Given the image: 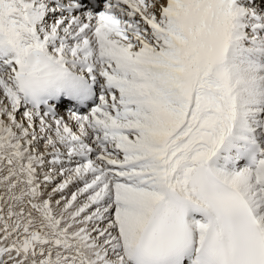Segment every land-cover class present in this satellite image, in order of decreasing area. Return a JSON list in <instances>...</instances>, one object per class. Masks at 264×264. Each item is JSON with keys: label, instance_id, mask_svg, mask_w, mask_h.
<instances>
[{"label": "snow or ice", "instance_id": "obj_1", "mask_svg": "<svg viewBox=\"0 0 264 264\" xmlns=\"http://www.w3.org/2000/svg\"><path fill=\"white\" fill-rule=\"evenodd\" d=\"M0 264H264V0H0Z\"/></svg>", "mask_w": 264, "mask_h": 264}]
</instances>
